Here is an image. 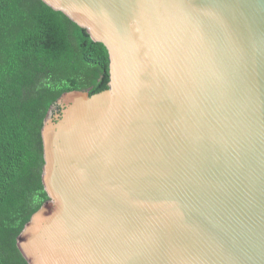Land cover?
<instances>
[{"label": "water", "instance_id": "water-1", "mask_svg": "<svg viewBox=\"0 0 264 264\" xmlns=\"http://www.w3.org/2000/svg\"><path fill=\"white\" fill-rule=\"evenodd\" d=\"M41 1L110 80L48 113L28 264H264V0Z\"/></svg>", "mask_w": 264, "mask_h": 264}, {"label": "trees", "instance_id": "trees-1", "mask_svg": "<svg viewBox=\"0 0 264 264\" xmlns=\"http://www.w3.org/2000/svg\"><path fill=\"white\" fill-rule=\"evenodd\" d=\"M109 55L41 0H0V264H28L17 239L49 201L42 129L62 95L108 90ZM58 108V112L60 113Z\"/></svg>", "mask_w": 264, "mask_h": 264}]
</instances>
